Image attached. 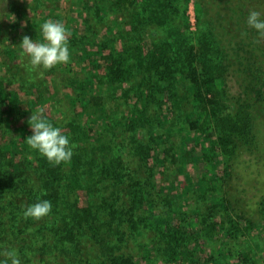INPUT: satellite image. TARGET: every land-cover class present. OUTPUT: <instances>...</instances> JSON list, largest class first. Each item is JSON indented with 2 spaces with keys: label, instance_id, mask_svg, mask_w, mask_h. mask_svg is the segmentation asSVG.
<instances>
[{
  "label": "trees",
  "instance_id": "16d2710c",
  "mask_svg": "<svg viewBox=\"0 0 264 264\" xmlns=\"http://www.w3.org/2000/svg\"><path fill=\"white\" fill-rule=\"evenodd\" d=\"M111 1L112 10L136 15L134 20L136 25L131 26L129 33L139 34L142 40V44L135 47V50L139 55H144L143 62L134 64L128 62L126 58L111 59L109 55H105L101 45L86 42L84 37H80L78 43L84 46L81 51L84 64L93 69L95 62L99 61L109 84L114 86L120 95L126 97L129 88H124L125 84L139 85L154 73L146 64H151L149 62L156 54L162 50L166 55L173 53L168 43L159 50L151 43L147 34L153 30L158 20L161 24L166 23L162 14L168 7L176 10L177 0ZM185 12L184 8L183 29L188 31L190 23ZM211 52L208 44L188 45L184 57L186 70L173 80L172 88L165 90L166 99L170 97L171 91L177 96L176 90L180 88L185 91L186 98L197 103L201 113H210L216 107L221 90L211 67L204 61V57ZM220 74L223 76V72ZM26 82L30 87H34L35 83ZM139 93L146 95L142 97ZM139 93L132 94L126 99V102L130 99L133 104L130 119L132 124L129 126L126 123L124 127L111 126L108 135L111 137L112 146L102 141L103 131L98 129L100 126L96 121L93 123L90 119L91 109L98 110L103 106V96L100 94L87 98L88 106L81 101L80 104L85 109L82 110L85 112L71 118L64 125L59 124L54 118L46 119L61 128L62 134L69 137L73 146V155L69 161L53 164L39 152L29 148L26 141L32 135V129L23 122V118H18L14 114L12 103L13 100L16 101V95H24L22 86L16 82L10 84L0 82V260H6L7 252L14 249L20 260L25 258L26 264H33L29 258L31 251L34 252L37 264H135L131 258L117 252L121 250L123 244L125 223L131 230L135 229L139 236L143 235L137 223L143 225L145 222L141 215L144 207L149 210L150 217L160 226L159 228L163 229L160 230L161 236L156 241L157 246L148 245L153 255H165L162 262L176 264L216 262L213 258L207 259L204 247L210 248L211 241H208V237L216 235L227 237L230 230L227 224V211H222L219 201L212 203L208 200L207 197L216 192L210 185V189L205 187L207 188L205 197L197 192L193 193L198 187L188 185L191 193L185 203L191 205V208L185 209L186 215L183 213L180 216L169 211L168 215L163 216L166 204L169 209H173L174 204L171 201L173 198H166L168 203L164 204L163 201H158L159 197H163L161 195L166 194L160 191L164 185L160 168L165 159H171V162L175 163L176 154L172 152L173 149L170 152L166 149L159 150L158 155L155 153L157 148H154V143L149 144L146 141L149 136L150 141H154L153 136L164 141L165 134L164 132L158 134L155 127L147 126L145 119L148 115L152 126L157 125V122H167L172 115V107L165 104L161 107L154 105L148 89ZM20 99L21 97L18 98ZM140 102L144 104L141 106ZM153 105L158 110L155 111ZM7 124L12 129H7ZM190 127L193 131L197 130L195 122L190 123ZM225 129L226 127H222V130ZM228 133L229 131L222 134L220 131L217 140L227 142ZM201 135L204 138L205 135L203 133ZM90 137L99 139L98 144L92 145L88 140ZM186 144L194 156L200 155L203 147L208 146L204 141L196 147L192 140H187ZM138 152L140 153L137 154ZM143 155L145 166L152 173L154 186L148 189L144 178L143 188L135 192L140 186L137 182L140 173L133 165L137 162L136 156ZM198 172L204 173L201 169ZM148 192L157 195L152 202L148 200ZM122 195H127L128 200L123 201ZM41 199L51 202L50 213L38 220L26 218L23 215L25 208ZM188 218L194 220L195 226L192 229L181 225V220ZM13 230L17 232L14 234ZM9 231L12 232L10 236L7 235ZM86 235L104 249L101 262H92L82 249L83 237ZM116 236H121V239L119 244L114 245L112 238ZM36 237H46L48 242L35 248L28 240ZM179 252L181 257L176 260L174 256ZM225 260L227 262V259ZM211 261L213 262L210 263Z\"/></svg>",
  "mask_w": 264,
  "mask_h": 264
},
{
  "label": "rangeland",
  "instance_id": "374dc122",
  "mask_svg": "<svg viewBox=\"0 0 264 264\" xmlns=\"http://www.w3.org/2000/svg\"><path fill=\"white\" fill-rule=\"evenodd\" d=\"M111 2V0H0V82L19 83L24 91V95L18 94L19 96H15L16 101L13 100L15 116L23 118V122L30 125L31 115L40 112L44 119L51 117L64 125L71 118L85 112L80 104L81 101L88 106L87 98L100 94L103 96V106L98 110L91 109L90 119L93 123L96 121L100 126L98 129L103 131L102 141L112 146L111 137L108 135L111 126L121 127L126 123L129 126L132 124L130 119L133 114V104L130 99L126 102V99L132 94L148 89L154 105L161 107L165 104L172 107V115L167 122H157V125L152 126L148 115L145 119L147 126L155 127L158 134L160 132L165 134L164 141L153 135L154 141H150L151 136L146 141L149 144L154 143V148H157L155 153L158 155L159 150L166 149L170 152L173 149L172 152L176 154L175 163H172L171 159H165L160 168L161 180L164 184L160 191L166 194L161 195L163 197H159L158 201H163L164 204L168 203L166 198H173L171 201L174 204L173 209H169L166 204L167 208L163 216L168 215L169 211L181 216L185 209L191 208V205L188 206L185 203L191 193L187 188L188 185L198 187V190L193 193L197 192L202 197L206 196L205 189L207 188L205 187L209 188L210 185L216 192L207 198L212 203L217 202L220 199L218 191L222 183L221 178L223 172L226 171L223 165L230 163L232 147L227 142H231L233 125L237 124L243 116L231 114L232 98L228 97L231 96V82L228 79L225 85V78L220 74L224 67L223 59L219 57V51L216 50L213 41L199 29L195 1L177 0L176 10L170 7L164 10L162 16L166 23L161 24L158 20L160 24L155 23L153 30L147 35L151 43L159 50H162L166 43L170 44L173 53L166 55L162 50L156 54L155 58L149 62L151 64H146V67L154 73L139 85L125 84L124 88H129V94L126 97L120 95L118 90L109 84L99 61L95 62L93 69L84 64L81 56L84 46L78 43V39L84 37L86 42L101 45V48L105 50V55H109L111 59L126 58L128 62H134V64L139 61L143 62L144 55H139V52L135 50V47L142 44V40L139 34L129 33L131 26L136 25L134 22L136 15L112 10ZM184 8L190 23L188 31L183 29L182 11ZM9 16L13 17L11 21H9ZM49 20L61 23L66 29L71 53L70 60L67 64H59L47 70L42 67L33 68L30 58L26 55L22 56L18 46L25 36L35 42H43L40 26ZM190 43L196 46L208 44L212 49V52L206 58L204 57V61L211 67L221 94L216 107L210 113H201L197 103L186 98L185 91L180 88L176 90L177 96L171 91L169 100L164 94L165 90L172 88L173 80L185 72L184 57ZM26 81L35 83L34 87H30ZM139 94L142 97L146 95V93ZM19 97H21L20 100H18ZM140 104L142 106L144 103L140 102ZM154 105L153 109L158 110ZM127 112L128 115H126ZM194 122L197 125L195 131L190 127V123ZM6 127L12 129L8 124ZM222 127L226 129L222 130ZM12 131L15 132V130ZM220 131L222 134H227L229 131L227 142L217 140ZM201 133L205 135L204 138ZM88 140L92 145L99 142V139L92 137ZM187 140L194 141L195 147L203 141L208 143V146L203 147L200 155L194 156L186 144ZM136 159L137 162L133 166L139 170L137 182L140 186L135 192L143 188L144 178L147 188L152 189L154 181L151 171L143 161L144 155L136 156ZM151 165L150 163L149 166ZM200 169L204 173L200 174L198 172ZM148 194V200L151 202L157 196L154 192H148ZM221 197L230 201V196L225 192ZM122 200L127 201L128 196L122 195ZM141 215L145 222L143 225L137 223V227L143 235L139 236L135 229L131 230L125 223L123 244L117 254L131 258L135 264H176L162 262L165 259L164 254L157 256L152 254L148 245L157 246L156 241L161 236L160 230L163 231V229H160V226L150 217L151 214L147 208L142 207ZM181 225L190 229L195 226L192 218L182 219ZM12 232L15 234L17 230ZM12 232L9 231L7 235L10 236ZM112 239L113 244L117 245L120 243L121 236ZM47 242L46 237L28 240V243L35 245V248ZM181 247L182 251L183 246ZM82 249L92 262L99 263L103 260L104 249L97 245L89 235L83 237ZM31 252L29 258L33 264H37L34 252ZM180 255V252L176 256L172 254L176 260L181 257ZM20 261L21 264L27 262H24L25 258Z\"/></svg>",
  "mask_w": 264,
  "mask_h": 264
},
{
  "label": "flooded vegetation",
  "instance_id": "af4514ba",
  "mask_svg": "<svg viewBox=\"0 0 264 264\" xmlns=\"http://www.w3.org/2000/svg\"><path fill=\"white\" fill-rule=\"evenodd\" d=\"M194 1L199 29L223 59L225 85L231 82V114L243 116L233 125L218 191L230 230L202 247L214 264H264V33L247 21L251 9L264 11V0Z\"/></svg>",
  "mask_w": 264,
  "mask_h": 264
},
{
  "label": "clouds",
  "instance_id": "9594fccd",
  "mask_svg": "<svg viewBox=\"0 0 264 264\" xmlns=\"http://www.w3.org/2000/svg\"><path fill=\"white\" fill-rule=\"evenodd\" d=\"M11 21L13 17L9 16ZM247 21L262 33H264V11L253 8L249 11ZM43 42H35L25 36L19 48L21 55L30 58L33 68L42 67L51 69L59 64H67L70 60V48L67 33L64 26L55 21H45L40 26ZM32 135L27 138V144L31 150L39 152L47 161L60 164L71 159L72 145L68 136L62 134L59 127L54 126L42 117L40 112L32 114L30 118ZM52 209L49 200L41 199L27 206L23 215L33 219L47 216ZM0 264H21L18 253L12 249L7 252V259L0 260Z\"/></svg>",
  "mask_w": 264,
  "mask_h": 264
}]
</instances>
